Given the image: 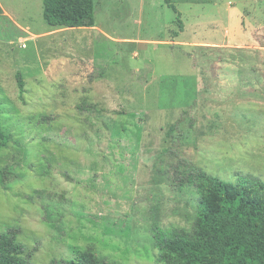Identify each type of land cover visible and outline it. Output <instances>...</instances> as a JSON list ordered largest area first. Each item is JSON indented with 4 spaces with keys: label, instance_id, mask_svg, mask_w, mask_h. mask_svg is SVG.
<instances>
[{
    "label": "rangeland",
    "instance_id": "rangeland-1",
    "mask_svg": "<svg viewBox=\"0 0 264 264\" xmlns=\"http://www.w3.org/2000/svg\"><path fill=\"white\" fill-rule=\"evenodd\" d=\"M94 1L74 29L0 0V233L32 264H156L152 228L194 222L189 166L264 183V0H174L183 31L165 0Z\"/></svg>",
    "mask_w": 264,
    "mask_h": 264
},
{
    "label": "trees",
    "instance_id": "trees-1",
    "mask_svg": "<svg viewBox=\"0 0 264 264\" xmlns=\"http://www.w3.org/2000/svg\"><path fill=\"white\" fill-rule=\"evenodd\" d=\"M165 2L177 14L183 31L184 23L174 0ZM43 6L44 19L52 28H93L96 24L94 0H43ZM180 31L174 36H180ZM24 85L20 80L21 92ZM177 123L170 127L169 135ZM11 137L0 125V147H7ZM189 169L180 186H193L200 194L194 222L190 229L152 228L153 245L159 251L156 264H264V183H225L192 166ZM9 175L12 174L4 173L3 184ZM19 236L17 227L0 233V264H32ZM49 264L121 263H109L92 250H85L71 259H53Z\"/></svg>",
    "mask_w": 264,
    "mask_h": 264
}]
</instances>
